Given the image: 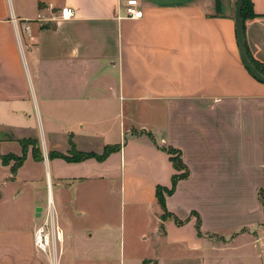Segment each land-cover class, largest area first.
<instances>
[{
  "label": "crops",
  "instance_id": "crops-1",
  "mask_svg": "<svg viewBox=\"0 0 264 264\" xmlns=\"http://www.w3.org/2000/svg\"><path fill=\"white\" fill-rule=\"evenodd\" d=\"M127 1L0 0V154L37 143L42 161L29 146L16 176L28 162L35 174L23 181L45 174L56 264H264V84L239 59L236 0H136L140 19L125 17ZM250 3L245 52L264 66V0ZM65 7L74 17L50 21ZM23 25L32 42L18 38ZM71 144L119 149L102 161L48 158ZM161 147L179 150L188 170L165 199L182 225L160 219L156 187L178 173ZM10 166L0 162L5 179ZM101 181L118 184L133 216L151 212L144 253L109 225L70 231L86 212L64 195ZM42 208L21 233L0 234V264H46L34 247Z\"/></svg>",
  "mask_w": 264,
  "mask_h": 264
},
{
  "label": "rangeland",
  "instance_id": "rangeland-1",
  "mask_svg": "<svg viewBox=\"0 0 264 264\" xmlns=\"http://www.w3.org/2000/svg\"><path fill=\"white\" fill-rule=\"evenodd\" d=\"M29 163H26L22 169L21 178L16 176L17 172L11 175L9 171L8 173L14 179H5L7 171L0 168V234L21 233L37 207H43L39 212L40 217L45 211L47 205L45 174H42L40 181L38 176L36 179L32 178L31 182L23 181V178H26L24 173L35 174ZM13 164L15 162L11 161L10 165ZM36 171L38 172L37 169ZM261 197L264 200L263 193ZM74 198L77 199L75 203H73ZM64 202V205H70L68 202L72 203L71 205H81L86 212V216L72 217L70 231L73 233L96 232L99 235H104L107 232L100 228L103 225H109L111 234L122 236L126 249L127 245L131 243L134 251L138 253H144L146 245L153 237L149 230L151 212L145 210L138 216H133L131 208L128 206L131 204L125 203L118 184H109L106 181L87 182L79 186L75 194H65ZM136 217L137 219H135ZM58 231L60 230L58 229ZM40 257L46 264H56L55 247H52L48 254Z\"/></svg>",
  "mask_w": 264,
  "mask_h": 264
},
{
  "label": "trees",
  "instance_id": "trees-1",
  "mask_svg": "<svg viewBox=\"0 0 264 264\" xmlns=\"http://www.w3.org/2000/svg\"><path fill=\"white\" fill-rule=\"evenodd\" d=\"M254 14L252 11V6L250 3V0H243V5L241 8V24H242V32L244 35V21L247 18H253ZM246 50V48H245ZM249 61L251 62V64L254 66V68L262 75L264 76V66L257 63L256 61H254L249 55L248 53H246ZM253 77V76H252ZM254 78V77H253ZM146 135L148 136V138L155 144L153 137L146 133ZM21 143V148H22V154L20 157L14 156L12 154H8V155H1L0 154V162L3 166H9L11 161H14L15 164L10 166V173L11 175H14L18 168H20V166L22 165V163L25 160L26 157V153L27 150L29 148V146H31L32 149V156L33 159L35 161H42V154L39 150V147L37 145V143L35 141H29V140H25V141H20ZM119 149V146H114V147H106L103 151V153L101 155H96L94 153H81V152H76L73 149V145L71 144V150L69 155H62V154H58V153H49L48 154V158L52 159V158H61L67 162H79V161H83L89 158H94L98 161H102L104 160L111 152L116 151ZM161 149L169 156V160L172 164V167L174 168V170L178 173L174 174L172 176L171 179V187L170 189L164 188V187H156V191H155V197H156V204L158 205V207L161 210V215H160V219L162 221H165L167 219H171L174 221L175 224L178 225H182L185 221H180L178 220L174 215L170 214L167 210H166V206H165V199L168 196H171L174 192V189L176 187V184L178 181L180 180H184L188 177V170L185 167V165L182 162V154L179 150L173 149L171 147H161ZM262 193L263 191H260V201L262 206L264 207V200H262ZM196 229L198 230L199 233V221H197L196 223Z\"/></svg>",
  "mask_w": 264,
  "mask_h": 264
},
{
  "label": "built area",
  "instance_id": "built-area-1",
  "mask_svg": "<svg viewBox=\"0 0 264 264\" xmlns=\"http://www.w3.org/2000/svg\"><path fill=\"white\" fill-rule=\"evenodd\" d=\"M125 17L129 19H140L142 11L139 9L136 0H128L124 7ZM74 17V11L68 7L61 8L58 14L51 18L50 21L58 22L69 20ZM23 38L28 41H33V35L28 25H23L18 38ZM58 227L53 215V205L47 201L44 213L42 214V222L34 231V247L36 254L39 256L46 255L56 243H60L58 238Z\"/></svg>",
  "mask_w": 264,
  "mask_h": 264
},
{
  "label": "water",
  "instance_id": "water-1",
  "mask_svg": "<svg viewBox=\"0 0 264 264\" xmlns=\"http://www.w3.org/2000/svg\"><path fill=\"white\" fill-rule=\"evenodd\" d=\"M243 5V0H236L234 22L235 31L238 45V55L241 63L246 68V70L260 83L264 84V76H262L249 61L244 46L242 24H241V8ZM39 211V209L37 210ZM40 212V211H39Z\"/></svg>",
  "mask_w": 264,
  "mask_h": 264
},
{
  "label": "bare ground",
  "instance_id": "bare-ground-1",
  "mask_svg": "<svg viewBox=\"0 0 264 264\" xmlns=\"http://www.w3.org/2000/svg\"><path fill=\"white\" fill-rule=\"evenodd\" d=\"M48 178V177H47ZM50 202V201H49ZM51 203V202H50ZM58 233V238H59V240L61 239V232L60 231H58L57 232Z\"/></svg>",
  "mask_w": 264,
  "mask_h": 264
}]
</instances>
